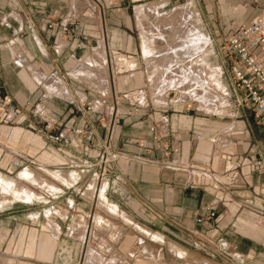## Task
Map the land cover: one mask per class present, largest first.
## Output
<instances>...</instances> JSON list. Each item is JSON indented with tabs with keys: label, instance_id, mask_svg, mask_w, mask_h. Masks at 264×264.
Instances as JSON below:
<instances>
[{
	"label": "crops",
	"instance_id": "crops-1",
	"mask_svg": "<svg viewBox=\"0 0 264 264\" xmlns=\"http://www.w3.org/2000/svg\"><path fill=\"white\" fill-rule=\"evenodd\" d=\"M176 1L0 0V159L10 173L35 157L87 191L36 229L0 224V264H264V121L250 105L218 116L154 92L138 71L136 36ZM222 14L204 31L227 29L225 41L259 15ZM139 89L149 107L118 106Z\"/></svg>",
	"mask_w": 264,
	"mask_h": 264
},
{
	"label": "rangeland",
	"instance_id": "rangeland-1",
	"mask_svg": "<svg viewBox=\"0 0 264 264\" xmlns=\"http://www.w3.org/2000/svg\"><path fill=\"white\" fill-rule=\"evenodd\" d=\"M253 1L251 8L248 4L250 0H191V2L177 0L174 3H164L160 12H157L155 18L149 22L147 30L154 33L142 38L136 36L137 42L143 43L144 40L146 45L150 38H154V46L159 47L154 59V63L158 64L157 78L149 75L152 64L148 60L147 53H138L141 58L138 71L147 75L149 88L154 92L165 88L172 90L171 95H176L178 99L198 105L206 112L210 111L218 116L230 112L229 107H232V114H235V105L238 103L235 101V87L231 73L234 61L223 51L229 30L204 31V28L210 22L219 24L223 18V11L228 20L234 17L238 20H248L253 14H261L264 0ZM208 5L211 10L209 14L206 9ZM198 41L201 44H198ZM194 42L195 45L197 43V48ZM115 62L118 63V71L124 69L121 67L125 65L124 61ZM200 64L206 65L207 69L201 68ZM155 100L159 103L165 101L159 96L155 97ZM9 101V98L0 101V124L9 120L8 115H3L4 107ZM18 160L12 159L11 164L16 170L8 173L6 166L10 159H0V179L7 183L11 181L17 189H26L34 196L31 201H23L0 191V224L17 230H23L27 226L36 229L33 220L40 214L44 216L47 211L49 220L55 219L56 200L79 196L78 200L82 201L80 196L87 195L84 180L82 183L69 184V181L75 177L66 173V170L60 174L56 173L58 170L55 168L45 170L41 160L36 161L35 157H30L26 167L23 168L26 169L21 170L22 164ZM48 162L52 166L51 161L44 159L45 165ZM63 203L67 204L66 201ZM11 204L15 206V216L8 215L6 212L8 210H5L11 207Z\"/></svg>",
	"mask_w": 264,
	"mask_h": 264
},
{
	"label": "built area",
	"instance_id": "built-area-1",
	"mask_svg": "<svg viewBox=\"0 0 264 264\" xmlns=\"http://www.w3.org/2000/svg\"><path fill=\"white\" fill-rule=\"evenodd\" d=\"M224 45L223 51L234 61L231 73L235 101L239 105L252 106L264 121V63L258 56V51L264 54V11L230 35ZM125 102L134 106L135 110L151 105L146 89L124 93L117 104L122 107ZM114 119V123L119 125V115ZM71 132L89 141L93 137L81 128H73Z\"/></svg>",
	"mask_w": 264,
	"mask_h": 264
},
{
	"label": "bare ground",
	"instance_id": "bare-ground-1",
	"mask_svg": "<svg viewBox=\"0 0 264 264\" xmlns=\"http://www.w3.org/2000/svg\"><path fill=\"white\" fill-rule=\"evenodd\" d=\"M145 13H147L145 11ZM149 14V13H148ZM182 20V19H181ZM181 24V23H180ZM182 26V25H181ZM187 28V27H186ZM199 29V28H198ZM199 31V30H198ZM185 32V31H183ZM202 33V32H201ZM150 38V36H149ZM194 41V39H192ZM153 41H154V38H150L149 39V42L147 43L148 46H147V54L148 55V60L151 61V64H152V67H151V70H150V74L152 78H157V74L158 73V64H155L154 63V59L156 58L155 57V52L158 50V48L156 46H154L153 44ZM189 44V43H188ZM198 44H201V42L198 41ZM194 45H195V42H194ZM192 45V47L194 46ZM186 47V46H185ZM188 47V46H187ZM195 47L197 48V43L195 45ZM194 48V47H193ZM192 48V49H193ZM187 49V48H186ZM191 49V47L189 48ZM146 51V50H145ZM194 51V50H193ZM192 52V51H191ZM201 65V64H200ZM201 68H204V69H207V66L206 65H201L200 66ZM206 67V68H205ZM192 69V68H191ZM199 70V69H198ZM194 71V70H193ZM196 74V73H195ZM212 76V74H209V76ZM152 80V79H151ZM155 80V79H154ZM156 84V83H155ZM224 103V102H223ZM221 106V105H219ZM224 106V104H223ZM28 177V175H27ZM15 181V180H14ZM11 182V181H10ZM7 183V182H4L2 179H0V191H2L3 193L7 194V195H13L14 198L16 199H22L23 201L27 200V201H31L32 200V197L34 196L33 194H31L30 192H27L26 189H17L13 182L11 183ZM33 182V180H32ZM36 183V182H35ZM32 187V186H31ZM19 188V187H18ZM22 188V187H21ZM10 200V198H8ZM14 200V199H13Z\"/></svg>",
	"mask_w": 264,
	"mask_h": 264
}]
</instances>
